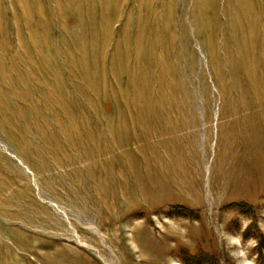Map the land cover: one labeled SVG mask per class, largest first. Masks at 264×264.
Wrapping results in <instances>:
<instances>
[{"label":"rangeland","instance_id":"obj_1","mask_svg":"<svg viewBox=\"0 0 264 264\" xmlns=\"http://www.w3.org/2000/svg\"><path fill=\"white\" fill-rule=\"evenodd\" d=\"M264 263V0H0V264Z\"/></svg>","mask_w":264,"mask_h":264},{"label":"trees","instance_id":"obj_2","mask_svg":"<svg viewBox=\"0 0 264 264\" xmlns=\"http://www.w3.org/2000/svg\"><path fill=\"white\" fill-rule=\"evenodd\" d=\"M259 264H264V263H260V262H259Z\"/></svg>","mask_w":264,"mask_h":264}]
</instances>
